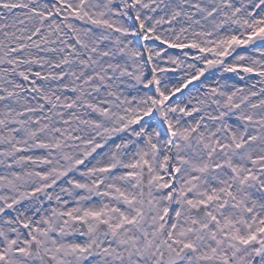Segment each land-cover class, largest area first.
Segmentation results:
<instances>
[{
    "label": "snow or ice",
    "instance_id": "6c2138e0",
    "mask_svg": "<svg viewBox=\"0 0 264 264\" xmlns=\"http://www.w3.org/2000/svg\"><path fill=\"white\" fill-rule=\"evenodd\" d=\"M0 264H264V0H0Z\"/></svg>",
    "mask_w": 264,
    "mask_h": 264
}]
</instances>
